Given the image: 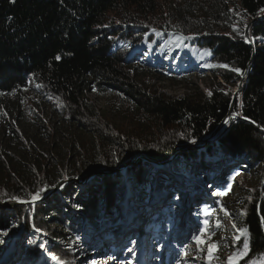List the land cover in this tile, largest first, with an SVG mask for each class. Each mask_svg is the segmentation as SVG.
Returning a JSON list of instances; mask_svg holds the SVG:
<instances>
[{"label":"trees","instance_id":"obj_1","mask_svg":"<svg viewBox=\"0 0 264 264\" xmlns=\"http://www.w3.org/2000/svg\"><path fill=\"white\" fill-rule=\"evenodd\" d=\"M171 3L165 16L160 0H0V202L28 199L68 178L113 171L137 155L167 161L181 149L201 145L224 120L232 103V92L224 86L210 87V96L198 89L172 96L142 82L140 63L129 61L141 43L155 44L160 34H176L177 40L192 35L196 46L228 65L215 76L226 84L243 79L232 107L237 116L224 123L214 144L201 152H181L170 169L153 174L140 160L113 178L102 176L81 187L69 182L45 201L0 211V254L9 241L2 237L4 229L20 227L22 236L19 251H8L3 264H57L43 259L45 253L62 264L102 262L94 255L104 253L107 263L116 257L115 264H129L130 255L141 249L143 233L153 238L151 263L174 224L172 204L194 187V193L203 188L209 196L191 213L196 249L218 259L220 253L243 251L247 239V255L236 264H264V0ZM252 20L249 43L243 37ZM232 23L239 34L217 30ZM90 94L103 100L104 108L89 101ZM45 107L49 119L40 115ZM53 120L74 128L75 135L62 148L51 143L32 153V141H43L39 129L46 138L57 136ZM24 123L35 127L31 139ZM189 160L196 169L186 166ZM234 173H254L258 179L256 184L244 179L236 214L224 201ZM174 175L184 179L179 183ZM224 221L236 225L229 245L214 240L223 233ZM126 222L139 224L140 232L131 226L126 232ZM241 228L248 230L247 237ZM120 229L125 242L115 250L117 239L109 233ZM32 230L39 235L28 245ZM77 244L82 251L74 250ZM211 245L216 247L210 255ZM84 251L91 256L82 259Z\"/></svg>","mask_w":264,"mask_h":264},{"label":"rangeland","instance_id":"obj_2","mask_svg":"<svg viewBox=\"0 0 264 264\" xmlns=\"http://www.w3.org/2000/svg\"><path fill=\"white\" fill-rule=\"evenodd\" d=\"M172 0H160V9H162L163 14L167 16L168 10L167 6H171ZM116 25H118V22H115ZM223 26V25H222ZM236 29L234 31L233 29ZM220 26L217 28L219 33L225 34L230 36L233 32L239 34L241 29L238 26L237 23H232L231 27L229 29L225 28V30L221 29ZM216 29V26H215ZM159 40L155 44H143L141 43L138 45L134 51H132L129 55V61L133 63H140L141 71L140 78L142 82H144L147 86H149L152 89H157L158 91L165 92L168 95L172 96H179L185 93H188L190 90H201L205 94L209 93V89L211 88H218L219 86H224L227 89V92H234L236 88L238 87L240 80L237 83L233 84H226L224 81H222L218 76H215L216 70L221 69H228L220 67V64L210 56V52L206 49H200L198 46L195 45V37L192 35H189L187 37H183L179 40L176 39V34H167V35H159ZM148 45V47H147ZM208 65H215V67H209ZM243 83V82H242ZM242 85V84H241ZM88 100L94 103L96 106L104 108L105 102L98 97H96L93 94L88 95ZM40 111V115L47 117V119L50 118V112L47 107H45ZM53 116V115H52ZM236 117V114H232V117ZM231 117V116H230ZM55 118V117H54ZM228 120V117L225 118V121ZM220 124L216 126V128L212 131V133L204 140L205 144L203 146H199L198 148H193V150H196L198 152L203 151L208 145L211 146L215 142V138L219 135L222 126L224 125ZM51 124L54 126L57 125L54 120L53 122L50 121ZM59 128V132L57 133V136L52 139L46 138L45 132L42 129H39L36 133L38 136L42 135V142L32 141L33 149L32 153L37 154L38 152L45 151L47 148H50L51 143L55 144L57 148H62L67 145L68 140L75 135V130L72 127L66 126L63 122L59 125H57V129ZM219 128V129H218ZM56 129V130H57ZM218 129V130H217ZM22 130L24 131L26 137L28 139H31L32 135L35 134L34 130L35 127L31 124H25L22 127ZM217 130V131H216ZM216 131V132H215ZM34 132V133H33ZM44 133V135H43ZM36 134V136H37ZM63 134V135H62ZM36 138V137H35ZM202 142V144L204 143ZM201 150V151H200ZM189 151V150H186ZM179 155V154H178ZM178 155L175 156L172 160L169 161V163L164 165H157L151 162L145 161L147 164H150L151 172L153 174L157 173L158 170L161 169H170L169 164L174 162L176 158H178ZM217 161L216 157H214ZM140 160H135V162L131 163V166L133 164H138ZM183 161H180L179 164H182ZM219 162V160H218ZM214 164V163H213ZM186 166L192 167V170L196 169V165L194 162H190V160L187 162ZM211 165H205L203 168H208ZM129 167V166H127ZM127 167H121L117 168L116 170H113L109 173H103V171L97 172V174L93 176H89L85 178L84 180L78 179L77 177L71 178L75 182L76 187L84 186L85 184L89 185V183L95 179L101 178L102 176L113 178L118 173H122L126 170ZM255 170V169H254ZM233 176V187L230 190L229 193L226 194V197L224 201L227 203V207L230 208V210L236 214L235 208L238 207V200L241 198V195L243 193V184L244 179H248L251 184H256L258 182L257 175L254 173H249V175L246 173L243 174H236ZM176 178V181L181 183L183 178L182 175H174ZM69 179V178H68ZM66 179V180H68ZM184 179V178H183ZM65 180V181H66ZM194 179H192L193 181ZM63 181L61 184L55 187L56 191H60L67 183ZM186 181V180H185ZM156 184H159L158 182ZM125 185H130L128 181L125 182ZM74 186V187H75ZM132 186V183H131ZM44 189V188H43ZM185 189V187H183ZM195 187L192 190H186L181 194V201L178 203L172 204V211L173 213L176 212V215L173 216L174 218V224L171 227L168 237L166 241L160 246V249H158V254H156L157 259L154 260L151 263H147L148 253L150 251V242H152L153 238L146 236L144 233L142 234L141 240H138V244L141 247L139 253L136 255L131 254L130 257L132 259L130 260L129 264H228V258L230 257L228 254H219L218 259H209L206 258L203 254V251H200L196 249V246L191 243L193 238V229L197 228V223L195 222V219L191 216V213L193 209L195 210V206L200 204L201 202H204L205 199H208L209 196L203 192V188L199 189L197 193H194ZM51 190L44 189V191L41 193V200L39 202L45 201L48 196L50 195ZM27 205V204H26ZM29 205H33L32 203ZM12 210V209H11ZM10 210V211H11ZM70 211L72 209L70 208ZM126 232L133 229L138 230L140 232L141 226L139 224H136L135 222H126ZM131 226V229L130 227ZM139 226V228H138ZM20 227L16 228V226L13 227H7L6 229L1 232L2 237L5 238V241H8L6 249H4L3 254H0V264L5 263L9 255H7L8 251L12 252H18L19 246L22 236H21V230H19ZM124 230V229H122ZM222 230L223 233L218 236V238H214V240L217 243H228L232 244L233 240V232L234 227H232L230 221H224L222 224ZM15 231V234L13 232ZM120 230L111 231L109 233L110 238L114 239L116 238L117 241L113 245L115 246V250H120V247L122 243H124L123 235L125 234V231L123 233H120ZM7 233V235H5ZM18 234V235H17ZM39 235V232L32 230L30 233V240L28 241V245H32L35 240L37 239ZM123 238V239H122ZM83 241V237H82ZM178 245V247H177ZM175 247L177 249H175ZM82 248L80 247V244L74 245L75 251H82ZM149 249V250H148ZM18 250V251H17ZM104 253L102 256L101 254H95L94 256L98 258H104L102 262H93V264H115L116 257L109 260L107 263V259L105 258ZM128 253L127 255H129ZM7 255V256H6ZM91 256V253L84 251V254H82V259L88 258ZM117 256V254H116ZM118 258V257H117ZM43 259H50L53 260L49 254L45 253ZM53 262V261H52ZM43 261H38L37 264H44ZM54 263V262H53ZM118 264V263H116ZM128 264V263H125Z\"/></svg>","mask_w":264,"mask_h":264},{"label":"water","instance_id":"obj_3","mask_svg":"<svg viewBox=\"0 0 264 264\" xmlns=\"http://www.w3.org/2000/svg\"><path fill=\"white\" fill-rule=\"evenodd\" d=\"M261 17H264V14L261 16ZM254 21L255 20H252V21H250V22H248L247 23V25H246V27H245V36H247V38H248V29H249V26L250 25H252L253 23H254ZM249 39V38H248ZM242 82H243V79L241 78V80H240V83H239V85H238V87L236 88V90L232 93V103H231V106H230V109H229V111H228V113H227V115H226V117H228V119L230 118V116H232V107H233V104H234V102H235V99H236V96L238 95V93L240 92V90H241V87H242ZM235 114V113H234ZM225 117V118H226ZM225 118H224V120L222 121V122H220L218 125H220V124H223V122L225 121ZM211 125V124H210ZM217 125V126H218ZM216 128V127H215ZM214 128V129H215ZM219 129V128H218ZM217 129V130H218ZM216 130V131H217ZM215 131V132H216ZM263 133H264V130H261ZM205 144V142L203 143V144H201V145H196V146H192V147H188V148H186V149H181L179 152H177V153H175L171 158H169L167 161H163V162H155V161H150V160H148L146 157H144V156H142V155H137L131 162H129V163H125V164H122V165H119L118 166V168H121V167H127V166H130L131 165V163L132 162H135V160H142V161H147V162H151V163H154V164H157V165H164V164H167V163H169V161L170 160H172L173 158H175V156L176 155H178V154H180L181 152H184V151H186V150H193V148H198L199 146L201 147V146H203ZM180 148V147H179ZM116 170V169H115ZM99 171H103V173H109L110 174V172L111 171H106V170H99ZM99 173V172H98ZM95 174H97V173H91L90 175H87V176H85L82 180H84L85 178H87V177H89V176H93V175H95ZM70 181H73V179H68V180H66L65 181V183H67V182H70ZM62 183V182H61ZM60 183V184H61ZM56 191V189L55 188H53L51 191H50V195L52 194V193H54ZM41 199H39V200H36V201H32V197H30V198H28V199H19V198H16V199H10V200H7V201H3V202H0V211H10L11 209H13L14 207H16V206H20V205H29V204H35V203H37V202H39Z\"/></svg>","mask_w":264,"mask_h":264},{"label":"snow or ice","instance_id":"obj_4","mask_svg":"<svg viewBox=\"0 0 264 264\" xmlns=\"http://www.w3.org/2000/svg\"><path fill=\"white\" fill-rule=\"evenodd\" d=\"M260 12L261 13H264V9H261ZM233 30L236 31L235 27H234ZM243 38L246 40V42L252 43V41L248 40L247 37H243ZM57 59H60V57H57ZM208 66L209 67H215V65H208ZM219 66L220 67H223V68H228V65L227 64H223V65H219ZM231 70L234 71V72H236V73H238V74H240V75H243L241 69H239V68H233ZM211 94H212L211 92L208 93L209 96ZM225 123H228V121H225ZM192 142L195 143V141H192ZM43 191H44V189H41L40 191H37L36 193L31 194L32 201L34 202L36 200H39L41 198V193ZM221 194H223V193H221ZM14 199H16V198H14ZM242 214H246V213H242ZM226 215H228V213H226ZM205 223H207V221ZM217 226L219 227V225H217ZM233 227L235 228L236 225L233 224ZM239 232H240L241 235H243L245 237H247V235H248V230L246 228L239 229ZM5 235H7V233H5ZM195 239H197L198 243H201L202 242V241L199 240L198 237L195 238ZM237 239H239V237H237ZM215 247H216V245H211L210 246V255H211V248H215ZM248 248H249L248 241H247V239H245V241H244V250L241 251V252H239V253H234L233 256H230L228 258V264H236V259L237 258H243V256L247 255ZM52 259L55 260L57 262V264H62V261H60V259L58 257H56L55 255L52 256Z\"/></svg>","mask_w":264,"mask_h":264}]
</instances>
